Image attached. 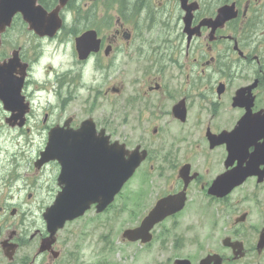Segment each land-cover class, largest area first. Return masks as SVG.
Instances as JSON below:
<instances>
[{"label":"flooded vegetation","instance_id":"obj_1","mask_svg":"<svg viewBox=\"0 0 264 264\" xmlns=\"http://www.w3.org/2000/svg\"><path fill=\"white\" fill-rule=\"evenodd\" d=\"M38 4L50 11L58 0ZM59 16L62 24L52 36L28 29L20 13L2 34L19 22L39 50L26 54L23 45L14 47L20 64H26L21 94L28 111L23 124L18 120L11 127L10 111L0 99V121L19 135L39 123L44 146L55 130L66 139L73 134L145 149L134 172L145 165V192L156 189L145 215L162 198L184 197L180 210L153 226L152 239L159 225L190 209L193 245L189 256L179 258L190 264H264V159L255 154L264 150V0H68ZM138 18L145 21V49L134 47ZM87 31L98 44L79 57L75 38ZM43 43L68 46L71 60L58 66L50 61L43 69L44 55L37 54ZM119 53L139 74L136 88L123 99L129 107L124 118L145 128L132 146L117 134L116 106L125 88L118 79L125 69L117 65ZM9 56L0 53V62ZM35 66L45 76L36 78ZM34 141L24 138V143ZM40 151L33 168H51L55 191L48 203L45 196L37 202L45 210L65 184L58 181L57 160L35 165ZM13 170L5 173L17 194L0 196V253L12 262L25 248L31 263L56 264L63 256L58 231L54 242L40 249L49 235L46 223L38 227L29 219L28 205L38 198L39 186ZM239 174L243 180L229 188ZM21 191L26 192L22 199Z\"/></svg>","mask_w":264,"mask_h":264},{"label":"rangeland","instance_id":"obj_2","mask_svg":"<svg viewBox=\"0 0 264 264\" xmlns=\"http://www.w3.org/2000/svg\"><path fill=\"white\" fill-rule=\"evenodd\" d=\"M100 5L104 7L105 3ZM136 23L139 32L138 37L133 40L134 47L139 46L145 49V21L138 18ZM17 45H23L26 54L39 50L36 41L29 39L26 29L19 27V22H14L13 26L3 35L0 53L9 54ZM41 47L42 51L36 52L38 56L44 55L40 63L44 66L43 69L50 61L58 66L60 61L71 60L72 54L68 46L57 47L53 43H43ZM138 54L137 51L132 55L135 57ZM117 65L125 68L118 78L124 83L125 88L118 96L116 106L117 134L121 140L130 142L132 146L134 140L145 135V128L133 125L134 121L130 117L124 118L129 107L123 104V99L130 96L136 88L139 74L136 65L126 62L123 54H118ZM34 76L41 78L45 75L40 76L38 66H35ZM86 80L90 78L86 77ZM44 95L42 94L43 97ZM41 117L42 115L38 114L35 120L40 121ZM38 125L39 123L34 122L30 133L24 132L19 135V131L10 129L0 121V196L7 193L17 194L14 192L16 188L10 189L8 184V177L5 173L7 168L16 169V172L22 175V179L35 180L39 186L36 190L38 198L28 205L31 211L29 219L34 220L36 226L42 227L45 225L41 215L43 208L38 206L37 202L45 196V202L48 203L55 191L51 168L46 167L38 171L32 165L35 154L44 147ZM26 136L35 137V141L24 143ZM11 161L13 164H10ZM148 190V193L145 192V165H143L125 183L120 193L105 210L96 213L92 207L84 215L66 222L57 233L63 256L56 261V264H172L176 258L189 256L193 245L191 234L194 227V217L190 214V209H187L175 222L159 225L154 238L147 244L128 242L121 238V233L125 228L137 225L145 215L151 203L149 200L156 192L153 188ZM19 196L22 199L26 196V192L21 191ZM22 252V257H16L12 262H8L0 253V264H34L31 263V252L25 248Z\"/></svg>","mask_w":264,"mask_h":264},{"label":"water","instance_id":"obj_3","mask_svg":"<svg viewBox=\"0 0 264 264\" xmlns=\"http://www.w3.org/2000/svg\"><path fill=\"white\" fill-rule=\"evenodd\" d=\"M67 1L58 0V4L52 10L46 11L38 4V0H0V44L2 34L11 26L17 13L21 14L28 29L36 34L54 35L62 24L59 11ZM93 34V31H87L75 38L79 57L96 49L98 39H95ZM17 66H20V69L17 70ZM25 74L26 64L24 62L20 64L19 50L14 48L7 60L0 62V99L3 101L4 109L10 111L6 123L11 127L15 126L18 120L19 124H23L28 111L21 94ZM84 127L86 125H83L82 129ZM239 129L240 127H236V133ZM64 136H66L64 133L58 134L53 130L35 162V165L40 167L49 160H57L61 165L58 181L61 185L65 184L56 193L54 202L42 214L49 235L41 243L40 249L50 246L57 231L67 221L82 216L92 205L97 213L105 210L145 159V149L139 150L138 146L128 149L120 142L108 144L105 139L91 142L73 134L71 139L63 138ZM263 152L264 150L258 148L255 154L258 158L264 159ZM244 177V174H239L240 179L231 183L229 188L242 181ZM220 183H224L222 178ZM183 205L182 194L158 200L137 225L122 231L121 238L141 244L150 242L153 226L168 214L180 210ZM173 264L190 263L186 258H177Z\"/></svg>","mask_w":264,"mask_h":264}]
</instances>
